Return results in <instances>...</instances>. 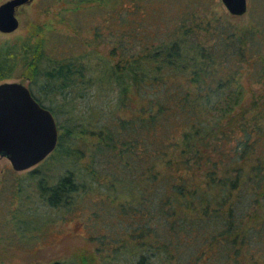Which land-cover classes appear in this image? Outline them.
Wrapping results in <instances>:
<instances>
[{"label":"trees","instance_id":"obj_1","mask_svg":"<svg viewBox=\"0 0 264 264\" xmlns=\"http://www.w3.org/2000/svg\"><path fill=\"white\" fill-rule=\"evenodd\" d=\"M70 1L78 10L95 0ZM196 19L163 29L158 40L140 43L138 50H132V35L129 47L123 29L110 33L114 46L107 60L94 56V65L88 51L55 58L42 38L29 34L0 45V83L29 81L33 99L55 119L58 139L51 154H57V167L48 171L63 170L57 176L40 169L29 174L46 211L90 210L89 202L105 183L115 191L109 197L115 208L102 196L101 206L114 208L125 226L130 220L125 231L140 250L129 264H264V244L260 248L255 237L264 217L245 226L248 212L231 204L233 196L247 190L246 173L261 172V160L252 164L248 154L263 117L255 101L250 105L255 116H245L239 81L253 53L260 66L257 77H264L256 29ZM236 129L242 134L237 139L232 135ZM230 139L235 145L227 149ZM87 145L93 147L91 158L81 166V148ZM238 162L242 167L229 165ZM254 176L258 180L261 174ZM11 214L29 217L9 218L22 232L48 222L29 201ZM121 251L101 258L107 264L129 262Z\"/></svg>","mask_w":264,"mask_h":264},{"label":"rangeland","instance_id":"obj_2","mask_svg":"<svg viewBox=\"0 0 264 264\" xmlns=\"http://www.w3.org/2000/svg\"><path fill=\"white\" fill-rule=\"evenodd\" d=\"M6 1L9 0H0V5ZM75 6L70 0H32L31 3L21 6L16 11L18 29L11 34L0 33V45L21 41L29 34L35 35L36 40L43 39L42 46L47 51H53V57H72L88 51L94 65V56L97 55L104 60L108 51L114 46V42L110 41V33L117 35L120 29H123L129 35V38L127 36L129 47H131L130 35H132L135 38V42H132V50H138L140 43L157 39L156 36L159 37L158 34L163 29L174 28L175 24L183 19L186 21L190 17H195L197 18L195 21L204 19L211 23L207 22L209 25L216 22L222 27L228 26L235 30L256 29L255 45L259 48V55L264 58V0H247V11L240 17L230 15L221 0H95L89 4L79 5L78 10ZM255 56L254 53L250 56L248 67L243 65L245 73L242 70L239 81L245 91L244 102L246 103L244 104H247L248 109L245 116L248 118L255 116V109L250 106L255 101L263 117V121L260 122L262 131L252 137L255 138L257 135L259 139L256 138V144H253L254 147L249 149L248 154L249 162L252 164L256 163V158L261 160L259 162L261 177L257 180L254 175L259 173L256 174L253 170L248 171L245 176L247 190L245 189L240 197L233 196L231 202V204L238 203L237 210L243 211L245 215L248 212L244 219L245 226H255L257 223L254 221L264 217V100H262L264 77H257L260 66L257 65ZM18 73L20 74L19 71ZM5 82H19L27 88L29 86V81L20 78ZM82 110L83 107H79V111ZM76 114L80 115L78 111ZM60 120L63 123L66 118L62 117ZM226 123L227 120H224V124ZM232 135L235 139L242 137L237 129ZM235 139H230L225 147L227 149L233 147ZM81 149L84 150L82 166L88 164L93 147L87 145ZM56 159L57 154L53 153L32 168L15 172L8 160L0 157V264H54L55 262L76 264L82 260L85 264H96V262L107 264L101 257L111 255L116 249H121V252H124L123 259L127 258L129 261H122V264H129L137 258L140 250L136 249L137 246H133L131 233L125 231L127 227H130V220H126L129 222L125 226L119 220L120 218L114 216L115 204L109 201V197L114 196L115 191L112 187L108 190L105 183L100 187L102 193L98 192L96 198L92 199L94 201L89 202L90 210L84 206L80 210L46 211L37 201L32 189L34 182H30L29 174L36 169L50 174L51 171H48V168L57 167L54 166L57 165ZM240 164L238 162V164L230 163L229 165L242 167ZM62 170L55 169L51 172V176L55 174L57 176ZM51 181L53 182L54 178ZM239 190L241 188L236 192ZM109 191L114 192L109 193ZM101 196L105 198L109 206L114 208L110 210L101 206ZM119 196L120 201L125 199L124 192L119 193ZM22 201L24 204L29 201L30 206L36 207L43 213L39 216H44L48 222L43 220L42 224L36 225L38 228L33 227L25 232L18 230L17 226L13 227L16 220H9L12 216L18 220L29 219L26 215L11 214L17 206L23 204ZM252 217L253 221H251ZM259 230L261 231H258L255 237L258 241L257 245L261 248V244H264V226H261ZM120 242L129 247H123L124 244L120 246ZM102 243L105 245H99ZM97 249L102 253H99Z\"/></svg>","mask_w":264,"mask_h":264},{"label":"water","instance_id":"obj_3","mask_svg":"<svg viewBox=\"0 0 264 264\" xmlns=\"http://www.w3.org/2000/svg\"><path fill=\"white\" fill-rule=\"evenodd\" d=\"M32 0H9L0 5V33L11 34L19 27L16 11ZM235 17L247 11V0H221ZM58 130L53 115L40 106L29 89L19 82L0 83V157L15 172L28 170L44 161L55 149Z\"/></svg>","mask_w":264,"mask_h":264},{"label":"flooded vegetation","instance_id":"obj_4","mask_svg":"<svg viewBox=\"0 0 264 264\" xmlns=\"http://www.w3.org/2000/svg\"><path fill=\"white\" fill-rule=\"evenodd\" d=\"M18 10V9H17Z\"/></svg>","mask_w":264,"mask_h":264}]
</instances>
